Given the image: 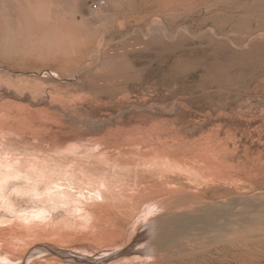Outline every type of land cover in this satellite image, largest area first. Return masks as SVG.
I'll use <instances>...</instances> for the list:
<instances>
[{"label":"rangeland","instance_id":"374dc122","mask_svg":"<svg viewBox=\"0 0 264 264\" xmlns=\"http://www.w3.org/2000/svg\"><path fill=\"white\" fill-rule=\"evenodd\" d=\"M95 1L0 0V165L13 169L22 164L15 176L10 172L5 178L0 220H17L45 206L56 222L72 217L68 206L55 207L48 197L35 194L34 189L46 193L53 188L45 177L28 174L39 157L63 156L50 149L60 142L71 152L65 161L77 164L63 181L57 180L71 199L98 191L82 167L109 176L111 186L113 178H124L122 190L151 186L156 178L161 182L162 176L149 175L150 163H139L155 149L125 132L156 123L167 130L175 125L176 138L167 141H227L232 179L225 185L264 204V0H105L92 10ZM221 78L227 87L218 85ZM20 120H25L23 129ZM154 120L158 122L152 125ZM112 195L107 200L120 197ZM144 212L135 218L125 215L133 222L117 245L50 246L55 234L34 240L27 236L20 243L21 250H30L28 259L2 261L5 255L0 254V264H45L57 250L101 264H118L130 256L150 264L156 258L139 253L146 239L132 248L150 221ZM200 241L201 249L171 259L182 264H264V237L250 239L253 244L246 240V246ZM126 248L132 254L118 253Z\"/></svg>","mask_w":264,"mask_h":264},{"label":"bare ground","instance_id":"6f19581e","mask_svg":"<svg viewBox=\"0 0 264 264\" xmlns=\"http://www.w3.org/2000/svg\"><path fill=\"white\" fill-rule=\"evenodd\" d=\"M216 82H218V85L222 88L227 87L226 81L222 78ZM122 110L120 107L119 112L122 113ZM9 118L11 119L10 116ZM157 120L159 121L158 118ZM20 121L21 122L18 121V124H21L22 121L25 120ZM156 121H151L153 123L152 125H154ZM12 122H14V120ZM122 122H124V120ZM23 123L21 124L22 126L20 125L21 128L23 127ZM24 124L26 125V123ZM29 124L30 123L27 125ZM133 125L135 126V124ZM28 127L26 126V128ZM143 127L138 126L137 128H131L132 130L130 128V130H125L127 133L126 137L129 139H140L142 140L140 141L142 144L151 146V148L155 149H153L154 151L149 149L146 154L144 153V157L139 159V163H150L151 168L148 169L150 172L149 175H156L155 177L162 176L161 182L157 180L159 178H156L159 182H157V184L155 180V182L153 181L155 184L153 183V185L151 184V186L146 187L143 186L145 188L136 187L137 185L133 187L132 185L122 190L120 186L125 182L124 178L120 176L113 178V183L115 185L113 184V186H111L112 180H108L109 176L93 175L89 170L82 167L84 175L89 177L90 180L96 181L98 191L95 193L81 192L76 199H71V197L65 193V186L61 183H57V180L63 181V178L69 176V172L71 169H75L77 164L67 163L65 159L71 152H67L68 147L64 146L62 142L56 143L51 146L50 149L57 151V154H63V156L52 155L49 156L51 158L46 156L44 158L39 157V159H36V157V161L31 165L28 174H32L33 177L38 175L45 177L46 181H48L53 188L46 191V193H40L34 189L35 194L41 198L48 197L49 201L53 203L52 205H55V207L60 204L68 206V210L71 212L72 217L68 216L67 219L65 218L61 222H56V220H54V213L50 211L48 206H45L42 209L32 211L19 217L17 220L10 221L1 219L0 254L5 255L1 260L17 261L23 259L25 261L29 257L30 250L25 249V246L23 247L25 250H21L20 242L23 240L27 241L28 238L34 240L39 236L52 234L55 235L50 237V246L53 244H60L62 246L84 245L86 249H90V247L94 245L100 248L117 245L119 242H122L128 226L133 222L132 219H128L125 215H132L135 218L137 214L141 213L143 210L147 215L150 214L151 218L149 219L150 221L145 224L147 229L145 228L146 230H143L136 236L137 239L134 245H132V248L134 249L136 245L142 243L143 240L146 239V244L139 253H142L141 255L146 254L149 257H155L156 261L152 263L149 261L150 264H159L158 259L161 260V264H182L183 262L177 261L178 258L175 259L174 257V259H171V257L179 256L180 253L184 251L193 252L197 250L200 248H197L199 240H201V244L204 245L213 243L227 244V242L238 245L240 242L244 243L246 240L250 242V239H254L255 241V239L264 237V204L260 203L261 205H257L254 203L258 200L255 199L256 196L253 195L255 197L253 198L252 195L243 192L244 190L242 189V191H239L236 188L235 190L234 187L230 188L225 185L227 178H231L228 175L229 172L227 174L229 151L231 150L228 148L227 141H204L199 145H194L190 141H167L168 138H176L177 131L174 129L175 125L170 127V130L157 126V123L156 127L155 125L149 129ZM14 128L16 127L14 126ZM0 129L2 131V128ZM230 153L232 154V152ZM234 153L235 152H233V155ZM148 159L150 161H147ZM51 160H54V166L50 163ZM19 164L22 165L21 162ZM20 165L17 164V166H15L14 163L15 168L13 169H6L7 166L3 167L0 165V199L2 198V191L6 189V184L4 182L9 179L5 178L11 174L10 172L21 171L22 168L19 167ZM80 165L81 164H79V166ZM108 166L109 168L112 167L109 164ZM124 169L127 170L126 168ZM15 172H13V175ZM255 174H257V172H255ZM226 175L229 177H226ZM236 177L240 176L237 174ZM233 178H235V176ZM149 182L151 183L152 181ZM129 184L131 185V182ZM91 185L96 186L94 183ZM239 185L241 186V184ZM110 193L118 197L120 196L119 199L116 201L113 199L107 200L110 198ZM260 201L262 202V200ZM113 203L117 205L116 208L111 207ZM140 226L142 227L143 223H141ZM63 230H67V232ZM27 236L29 237L25 238ZM226 244L225 247L227 246ZM237 245L235 247H238ZM215 249L216 248H214V250ZM218 249H221V247ZM57 251V253L52 254L53 256L51 255V257L48 258L50 262H46L45 264H101V260L98 261L87 256L86 258L77 257L65 250ZM206 252L208 253V251ZM114 253L117 252L115 251ZM118 253H120V255H126V253L132 254L130 248L123 249ZM207 253L206 255L210 252ZM186 256L188 257L187 254ZM182 258L184 257L182 256ZM189 258L192 259V256ZM193 258L196 260L195 257ZM143 261L144 260H140L138 262L135 260V257L130 256L118 264H138L140 262L142 264L145 263ZM145 261L147 262V260Z\"/></svg>","mask_w":264,"mask_h":264},{"label":"built area","instance_id":"2783aa9c","mask_svg":"<svg viewBox=\"0 0 264 264\" xmlns=\"http://www.w3.org/2000/svg\"><path fill=\"white\" fill-rule=\"evenodd\" d=\"M105 4H106V1H105V0H96V1L92 4L91 8H92V10L99 9V8H101L102 6H104Z\"/></svg>","mask_w":264,"mask_h":264}]
</instances>
